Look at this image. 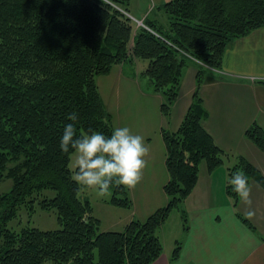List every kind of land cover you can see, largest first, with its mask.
Segmentation results:
<instances>
[{"label":"trees","instance_id":"obj_1","mask_svg":"<svg viewBox=\"0 0 264 264\" xmlns=\"http://www.w3.org/2000/svg\"><path fill=\"white\" fill-rule=\"evenodd\" d=\"M130 1L0 0V181H13L0 194V264H152L163 252L159 231L195 188L201 163L212 171L231 157L203 125L208 111L200 89L209 73L221 69L231 42L264 27V0H167L169 24L149 21L150 29L135 28L124 12ZM134 59L148 61L142 75L150 79V91L163 96L167 120L191 62L199 63L196 89L179 129L162 132L167 204L120 231H103L91 200L72 179L74 150L62 152L60 141L72 112L77 135L91 130L111 136L113 115L97 79ZM245 136L264 152V127L254 122ZM236 171L264 186L261 171L240 156L228 168L234 204L239 197L229 180ZM110 190L109 204L133 208L128 188L113 182ZM23 208L54 210L61 227H10ZM182 216L186 222L184 210Z\"/></svg>","mask_w":264,"mask_h":264},{"label":"crops","instance_id":"obj_2","mask_svg":"<svg viewBox=\"0 0 264 264\" xmlns=\"http://www.w3.org/2000/svg\"><path fill=\"white\" fill-rule=\"evenodd\" d=\"M166 1L131 0L126 12L143 23L166 26ZM146 61L135 59L117 64L109 74L97 79L114 127H128L132 134L143 137L148 149L142 178L135 188L129 189L132 209L109 204L111 193L91 200L103 231H120L134 218L146 220L168 202L164 190L169 180L167 148L162 132L179 129L193 101L198 67L196 62L186 67L179 96L167 120L161 112L163 96L140 82ZM200 94L208 111L203 125L231 157L211 172L206 162L201 163L195 188L159 231L163 252L152 264H264V186L257 180L250 181L251 205L240 198L234 204L227 193L228 168L240 156L264 175V152L245 136L254 122L264 127V27L231 42L221 73H209ZM73 156L74 153L71 162ZM182 210L186 212V222ZM179 245V256L172 260Z\"/></svg>","mask_w":264,"mask_h":264},{"label":"clouds","instance_id":"obj_3","mask_svg":"<svg viewBox=\"0 0 264 264\" xmlns=\"http://www.w3.org/2000/svg\"><path fill=\"white\" fill-rule=\"evenodd\" d=\"M67 119L73 123L64 126L60 148L64 153L74 150L76 171L72 179L81 186L96 190L101 197L109 194L113 182L128 189L135 188L147 163L148 149L143 137L132 134L128 127L115 128L111 136L91 130L77 135V113H69ZM229 183L241 201L251 205L247 177L236 171ZM248 215L251 217L252 213Z\"/></svg>","mask_w":264,"mask_h":264},{"label":"rangeland","instance_id":"obj_4","mask_svg":"<svg viewBox=\"0 0 264 264\" xmlns=\"http://www.w3.org/2000/svg\"><path fill=\"white\" fill-rule=\"evenodd\" d=\"M129 17L132 19L135 28L140 27V26H144V27L150 29L141 20L134 19L131 14H129ZM196 63H197V67H198L199 63L198 62H196ZM221 69H222V67H221ZM221 69L213 70V73L214 72L221 73ZM141 76H142V78L140 79V82H141L142 86L151 88L152 85L150 83V79L145 75H141ZM248 78H250L252 81L256 80V78H254V77H248ZM74 161H75V156H73V160H72V162H70V167L73 170L76 169ZM205 164L207 165V163H205ZM216 169H214V170H216ZM214 170H212V171H214ZM12 185H13V181L11 179H5V180L0 181V194L9 191L12 188ZM47 193L49 195H52L53 191L49 190ZM110 193H112V191L109 189V194ZM97 195L98 194H97L96 190L89 189V188L82 186L81 196L83 198H89L90 200H92V199L98 198V197H96ZM177 210L178 209L173 210L172 213H177ZM171 217H173V216L171 215ZM24 226H36V227L43 229V230L58 229L61 227L59 222H58L57 213L54 210L48 211V210H41L39 208L33 212H29L25 208H23L22 210H20L18 217H16L15 219H13L10 222V227H12L14 229H20Z\"/></svg>","mask_w":264,"mask_h":264}]
</instances>
